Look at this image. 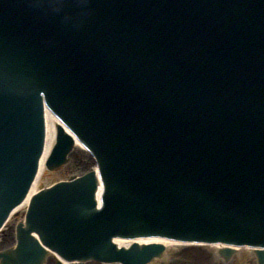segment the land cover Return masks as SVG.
Masks as SVG:
<instances>
[{"label": "water", "instance_id": "1", "mask_svg": "<svg viewBox=\"0 0 264 264\" xmlns=\"http://www.w3.org/2000/svg\"><path fill=\"white\" fill-rule=\"evenodd\" d=\"M66 5L79 20L51 23ZM1 29L0 226L42 152L44 102L93 152L105 190L102 210L92 175L36 197L0 264H44L32 232L82 263L158 251L114 238L264 248V0H0ZM57 140L50 170L73 149L61 128Z\"/></svg>", "mask_w": 264, "mask_h": 264}, {"label": "bare ground", "instance_id": "2", "mask_svg": "<svg viewBox=\"0 0 264 264\" xmlns=\"http://www.w3.org/2000/svg\"><path fill=\"white\" fill-rule=\"evenodd\" d=\"M60 125L59 120L53 116L51 113L47 112L46 113V145H45V151L43 154V157L41 159L40 162V169H39V173L38 176L36 178V181L30 191V194L28 196V198L24 201V203L22 204V206H20L21 208H18L11 216V218L13 217V215L18 212V211H22L23 209H26L28 207V204L30 202V199L32 198L33 195H35L40 189V182L42 181V179L44 178V176L46 175V171H45V161L51 151L52 146L54 145L55 142V135H56V128L57 126ZM100 191V189H99ZM98 191V194L101 193ZM100 196V194L98 195V197ZM140 245H149V244H161L164 245L167 249H171V247H176L177 244H175V242H167L164 240H151V239H142L139 240Z\"/></svg>", "mask_w": 264, "mask_h": 264}, {"label": "rangeland", "instance_id": "3", "mask_svg": "<svg viewBox=\"0 0 264 264\" xmlns=\"http://www.w3.org/2000/svg\"><path fill=\"white\" fill-rule=\"evenodd\" d=\"M78 154L79 155H81L82 153L79 151L78 152ZM78 155V156H79ZM85 158V160L83 159V166H81L82 168H80V170H79V172L80 173H83L84 171H86V170H88V169H90L91 167H92V163H91V161L89 160V158H87V157H84ZM72 166H67L66 168H65V173L67 172V171H69L70 170V168H71ZM65 173H62V176L63 177H65V175H63V174H65ZM13 226H14V224H9V226L7 227V229H6V231H5V236H3L4 238H0V247L1 246H4L3 245V242H5V241H8V242H12V241H10V239H8V240H6L5 238L6 237H9V235H10V233L13 231L12 230V228H13ZM12 240V239H11ZM11 244H7V246H10ZM179 250V249H178ZM178 250H176V249H172L170 252H169V255H168V261H167V263H171L172 262V260H173V258H174V256L176 255V254H178ZM209 250V249H208ZM209 251H213V250H209ZM166 263V264H167ZM232 264H253V258H252V256L251 255H248L247 253H242V254H240V256H238V258H236L235 260H234V262L232 263Z\"/></svg>", "mask_w": 264, "mask_h": 264}]
</instances>
